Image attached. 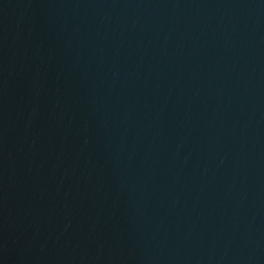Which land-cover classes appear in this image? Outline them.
Instances as JSON below:
<instances>
[{
    "label": "water",
    "instance_id": "water-1",
    "mask_svg": "<svg viewBox=\"0 0 264 264\" xmlns=\"http://www.w3.org/2000/svg\"><path fill=\"white\" fill-rule=\"evenodd\" d=\"M0 264H264V0H0Z\"/></svg>",
    "mask_w": 264,
    "mask_h": 264
}]
</instances>
